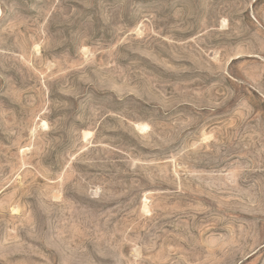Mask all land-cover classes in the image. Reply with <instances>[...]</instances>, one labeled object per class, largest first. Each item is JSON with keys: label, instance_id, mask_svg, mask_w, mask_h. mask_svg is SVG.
Wrapping results in <instances>:
<instances>
[{"label": "rangeland", "instance_id": "rangeland-1", "mask_svg": "<svg viewBox=\"0 0 264 264\" xmlns=\"http://www.w3.org/2000/svg\"><path fill=\"white\" fill-rule=\"evenodd\" d=\"M0 264H264V0H0Z\"/></svg>", "mask_w": 264, "mask_h": 264}, {"label": "bare ground", "instance_id": "bare-ground-1", "mask_svg": "<svg viewBox=\"0 0 264 264\" xmlns=\"http://www.w3.org/2000/svg\"><path fill=\"white\" fill-rule=\"evenodd\" d=\"M137 126H138V125H137ZM145 127H146V126H142L141 128L144 129ZM147 127H148V126H147ZM137 129H138V128H137ZM142 129H141V131H142Z\"/></svg>", "mask_w": 264, "mask_h": 264}]
</instances>
